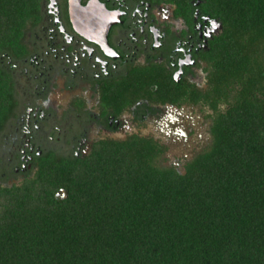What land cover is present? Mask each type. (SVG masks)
Here are the masks:
<instances>
[{
	"label": "trees",
	"instance_id": "trees-1",
	"mask_svg": "<svg viewBox=\"0 0 264 264\" xmlns=\"http://www.w3.org/2000/svg\"><path fill=\"white\" fill-rule=\"evenodd\" d=\"M43 1L0 0V141ZM148 2L221 24L195 97L212 112L210 144L182 172L156 142L133 139L86 159L48 152L19 184L0 174V264H264V0ZM147 73L127 100L184 95L164 80L154 94Z\"/></svg>",
	"mask_w": 264,
	"mask_h": 264
},
{
	"label": "flooded vegetation",
	"instance_id": "flooded-vegetation-1",
	"mask_svg": "<svg viewBox=\"0 0 264 264\" xmlns=\"http://www.w3.org/2000/svg\"><path fill=\"white\" fill-rule=\"evenodd\" d=\"M94 2L93 23H80L71 0H44L41 23L27 34L31 56L14 71L17 106L0 141L10 186L34 176L48 152L86 159L101 142L151 140L165 151L161 162L182 172L211 142L212 112L195 97L208 88L206 54L221 24L148 0H80L83 9ZM147 70L151 92L164 80L184 95L176 103L127 100L128 85L139 87L136 76Z\"/></svg>",
	"mask_w": 264,
	"mask_h": 264
},
{
	"label": "water",
	"instance_id": "water-1",
	"mask_svg": "<svg viewBox=\"0 0 264 264\" xmlns=\"http://www.w3.org/2000/svg\"><path fill=\"white\" fill-rule=\"evenodd\" d=\"M94 4H96V2H94L91 6H88L87 8L83 9L82 6H81V4H80V0H76V1L71 0L70 6H71L72 18L80 21V23L81 22H83V23H93V21L91 20V17L95 13H98V12H93V10L96 8V6ZM98 4L99 3L97 2V5ZM99 6H101L102 11H105L106 12L104 6H102V5H99ZM80 15H82V16L80 17ZM58 197H62L60 193L58 194ZM63 198L65 199L66 197H63Z\"/></svg>",
	"mask_w": 264,
	"mask_h": 264
},
{
	"label": "rangeland",
	"instance_id": "rangeland-1",
	"mask_svg": "<svg viewBox=\"0 0 264 264\" xmlns=\"http://www.w3.org/2000/svg\"><path fill=\"white\" fill-rule=\"evenodd\" d=\"M223 108H224V107H223ZM209 112L211 113V111L207 109V110H206V114H210ZM149 126H150L149 129L152 130V131H154V124H149ZM168 165H169V164H168ZM166 166H167V164H166Z\"/></svg>",
	"mask_w": 264,
	"mask_h": 264
},
{
	"label": "bare ground",
	"instance_id": "bare-ground-1",
	"mask_svg": "<svg viewBox=\"0 0 264 264\" xmlns=\"http://www.w3.org/2000/svg\"><path fill=\"white\" fill-rule=\"evenodd\" d=\"M76 5V4H75ZM78 9V8H77ZM79 10V9H78Z\"/></svg>",
	"mask_w": 264,
	"mask_h": 264
}]
</instances>
